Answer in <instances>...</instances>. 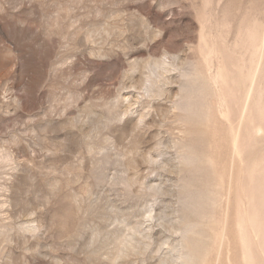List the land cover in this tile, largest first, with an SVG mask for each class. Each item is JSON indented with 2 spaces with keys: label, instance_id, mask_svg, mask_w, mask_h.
Masks as SVG:
<instances>
[{
  "label": "rangeland",
  "instance_id": "rangeland-1",
  "mask_svg": "<svg viewBox=\"0 0 264 264\" xmlns=\"http://www.w3.org/2000/svg\"><path fill=\"white\" fill-rule=\"evenodd\" d=\"M0 264H264V0H0Z\"/></svg>",
  "mask_w": 264,
  "mask_h": 264
}]
</instances>
